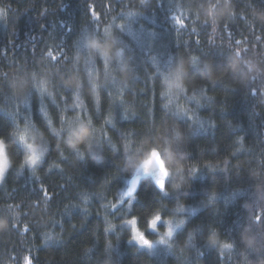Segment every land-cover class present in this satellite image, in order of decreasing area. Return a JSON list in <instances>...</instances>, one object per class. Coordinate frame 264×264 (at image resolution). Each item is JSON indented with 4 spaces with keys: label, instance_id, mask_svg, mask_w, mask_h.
Instances as JSON below:
<instances>
[{
    "label": "trees",
    "instance_id": "obj_1",
    "mask_svg": "<svg viewBox=\"0 0 264 264\" xmlns=\"http://www.w3.org/2000/svg\"><path fill=\"white\" fill-rule=\"evenodd\" d=\"M207 3L0 0L4 9L0 16V136L11 142L9 152L14 159L0 183V217L7 218V226L0 229V264H104L108 258L112 264L264 261V216L259 225L251 218L257 204L264 203L258 201L256 192L264 182V75L248 80L230 68L237 48L241 58H254L264 67V19L260 18L264 0H231L235 15L222 16L215 31L201 8ZM105 26L121 37L125 48L126 84L115 61L107 79L99 56L86 62L84 33L102 35ZM77 51L83 57L80 61L75 60ZM181 57L189 61L187 91L166 108L168 98L160 94L158 70H167ZM205 64L218 79L204 72ZM97 70L105 81L98 103L89 82V72ZM73 73L81 77L78 90L64 83ZM45 74L52 95L38 86ZM21 78L27 86L23 95H17L13 84ZM77 114L90 118L94 126L103 125L98 142L94 136L91 151L85 150L82 158L64 146L62 139L61 148H56L58 137L51 131V127L61 129L63 137ZM166 122L180 125L185 138L176 147L185 153L183 162L197 164L199 170L189 176L186 167L179 190H171L174 179L169 177L167 195L150 177L142 179L129 209L132 197L120 196L130 177L124 170V144L131 142L135 149L144 138L154 142L157 127ZM25 125L42 130L48 141L49 151L36 174L27 167L18 168L23 148L8 135ZM240 136L243 147L237 143ZM93 155L103 159H93ZM207 162L219 166L210 169ZM213 188L216 196L209 203ZM180 202L193 212H175ZM245 202L253 204L251 210L244 207ZM156 208H162V216H187L186 225L159 249L129 243L130 229L120 221L136 214L146 228L147 217ZM105 217L117 223L114 230L105 231ZM246 227L259 238L254 248L244 243ZM192 228L198 229L195 240L181 252L178 246ZM213 228L231 248L206 243ZM146 234L150 236L147 229Z\"/></svg>",
    "mask_w": 264,
    "mask_h": 264
},
{
    "label": "clouds",
    "instance_id": "obj_2",
    "mask_svg": "<svg viewBox=\"0 0 264 264\" xmlns=\"http://www.w3.org/2000/svg\"><path fill=\"white\" fill-rule=\"evenodd\" d=\"M142 3H147V0H141ZM204 9L205 19L211 21L213 25V31H215L219 19L222 16H233L235 15L234 7L232 6L231 0H208L207 5H201ZM4 14V9L0 8V16ZM260 18L264 19V14H260ZM239 43V41L237 42ZM83 48L87 51L86 62H92L97 56L101 58L104 64L105 73H111V65L113 61L119 66L120 71L123 73L121 80L126 84L128 79V61L125 57V48L121 44V37L113 33L110 26H105L102 35H97L94 32H85L82 37ZM241 49L237 48L233 54L230 68L236 73L239 72L248 80H255L258 76L264 75V67L261 66L259 60L254 58L243 59L240 56ZM51 54V52H49ZM58 55V54H57ZM82 55L77 51L75 60L80 61ZM55 59V56H53ZM195 58H192L191 63L195 64ZM188 64L189 61H185L182 57L177 59L175 64L167 68V70L159 71L161 80V96L167 97L168 100L164 107L175 100L180 94L187 91L186 77L188 75ZM204 72L209 75L213 80L218 79L216 76H212V68L209 64H205ZM33 79H36V74L33 73ZM155 75V73L153 74ZM89 82L93 96L97 103L99 102V88L105 82L101 80L99 70L89 72ZM66 86L74 87L77 90L81 87V77L78 73H73L67 79L64 80ZM27 86V80L21 78L18 83L14 82L13 88L17 95H23L24 89ZM38 86L42 92H51V82L48 79V75L39 77ZM255 92V89H253ZM261 93L264 94V85L261 86ZM186 110V109H182ZM191 118V113L189 112ZM63 119V117H62ZM75 123L69 124L66 134L61 137V129L51 127V131L57 135L58 140L56 148H61V139L64 146L77 152L81 158L84 155L85 150L91 151L93 137H96L98 142L99 132L103 128V125L99 127L94 126L90 118L81 119L79 114L73 118ZM51 126V120L48 121ZM12 137V141L18 142L23 148V155L19 161L18 168L23 169L24 167L29 168L33 174L37 173L39 166L43 163L44 157L49 151L48 141L46 134L39 129L32 130L27 125L17 126L11 129L8 133ZM105 137L108 136L107 131L104 133ZM185 138V133L181 129L178 123H165L157 127L155 136L153 137L154 142H150L148 138H144L139 142V145L132 149L131 142L124 144L125 160L124 170L130 173V177L127 180L128 187L124 192V195L131 196L132 199L128 202L129 209L131 208L132 202L135 199V192L139 187L142 179L151 178L155 183L156 187L165 195L168 194L169 188L166 187V181L169 177L174 179L171 184V190H179L185 182V168L188 169V175H194L198 170L197 164L186 165L184 161L185 153L179 152L177 145L182 142ZM237 143L240 147H243V136L237 138ZM81 145L84 147L82 148ZM11 142L5 137L0 136V183L3 182L5 174L13 166L14 159L11 156L9 149ZM63 154V152H61ZM93 159L101 160L102 156L93 155ZM210 169H215L219 166L217 163L207 162ZM228 164V158L225 157L223 166L226 168ZM59 166V165H57ZM253 176H258L259 173L253 172ZM258 201L264 202V182L257 185L256 188ZM216 196V190L213 188L209 193V203L213 202ZM121 201L118 200L111 204L112 208H115ZM244 207L251 210L253 204L245 202ZM185 209L183 202L178 203L175 206V212H182ZM18 215V214H17ZM264 216V203H259L256 206V213L251 218L254 223L259 225L261 217ZM163 219L165 228L160 231L157 228L158 222ZM105 231L114 230L117 227V223L105 217ZM121 224L127 225L130 229L128 242H135L140 247H147L152 249L157 244H169L170 240L175 235L176 231L184 227L187 223L186 218L176 215L162 216V208H156L147 217L146 228L140 224V216L133 214L131 216H125L120 221ZM7 226V218L0 217V229ZM146 229L157 231L158 237L153 239L148 237L145 232ZM198 229L192 228L189 230L186 240L182 245H179L181 252H184L189 246L192 245L196 237ZM246 235L243 237L244 243L249 248H254L259 243L257 234L251 233L250 228L246 227ZM206 243L209 246L220 245L221 249L231 248L232 244L229 242H222L219 238L218 230L211 229L207 238ZM111 243H109V248ZM223 255V251L221 252ZM104 264H112L110 258L106 259ZM264 264V261L261 262Z\"/></svg>",
    "mask_w": 264,
    "mask_h": 264
},
{
    "label": "rangeland",
    "instance_id": "obj_3",
    "mask_svg": "<svg viewBox=\"0 0 264 264\" xmlns=\"http://www.w3.org/2000/svg\"><path fill=\"white\" fill-rule=\"evenodd\" d=\"M128 179H129V177H128ZM128 179H127V180H128ZM127 180H126V185H125V187L120 191V196H121L122 198H124V197H128L127 195H124V192L126 191V189H127V187H128ZM185 211L188 212L187 214H191V212H193V209H192L191 207H187V208H185ZM181 213H183V212H180V214H181ZM183 217L186 218L187 216H183ZM157 228H158L160 231H163V230H164V228H165V223H164V220H163V219H161V220L158 222V224H157ZM147 230L150 232V236H148V235L146 234V232H145V234H146L148 237L153 238V239H155V238L158 237L159 233H158L157 231H153V230H150V229H147ZM173 237H174V236H173ZM164 245H168V244H157V245H155L152 249H148L147 247H144V248H146V249H148V250H155V249H159V248H161V247H164Z\"/></svg>",
    "mask_w": 264,
    "mask_h": 264
}]
</instances>
